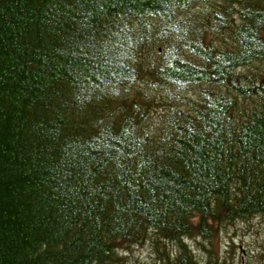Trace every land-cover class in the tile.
<instances>
[{"label": "trees", "instance_id": "obj_1", "mask_svg": "<svg viewBox=\"0 0 264 264\" xmlns=\"http://www.w3.org/2000/svg\"><path fill=\"white\" fill-rule=\"evenodd\" d=\"M259 217L264 0H0V264H233Z\"/></svg>", "mask_w": 264, "mask_h": 264}, {"label": "rangeland", "instance_id": "obj_2", "mask_svg": "<svg viewBox=\"0 0 264 264\" xmlns=\"http://www.w3.org/2000/svg\"><path fill=\"white\" fill-rule=\"evenodd\" d=\"M192 245L197 249L194 241ZM219 247L220 256L233 258V264H264V217L256 218L250 223L231 226L222 233ZM232 249L235 253H231ZM133 252L140 263L152 264V259L155 258H150L148 247L135 248ZM198 254L199 258H202V254Z\"/></svg>", "mask_w": 264, "mask_h": 264}]
</instances>
